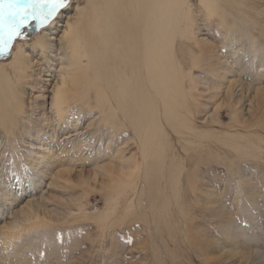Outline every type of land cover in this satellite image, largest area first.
<instances>
[{"label":"rangeland","instance_id":"rangeland-1","mask_svg":"<svg viewBox=\"0 0 264 264\" xmlns=\"http://www.w3.org/2000/svg\"><path fill=\"white\" fill-rule=\"evenodd\" d=\"M86 2L0 0V63L11 79V94L0 93V264H264V0H179L185 19L171 23L167 51L179 66L169 85L187 109L176 134L161 112L156 123L121 113L98 79V94L76 92L56 112L79 60L116 64L126 78L138 68L142 104L170 90L163 83L155 95L144 65L116 63L115 44L97 56L98 40L92 48L82 38L94 62L74 53L67 35ZM18 48L25 71L14 74ZM155 125L162 132L148 141Z\"/></svg>","mask_w":264,"mask_h":264},{"label":"bare ground","instance_id":"bare-ground-1","mask_svg":"<svg viewBox=\"0 0 264 264\" xmlns=\"http://www.w3.org/2000/svg\"><path fill=\"white\" fill-rule=\"evenodd\" d=\"M100 1H104L102 6L99 5ZM100 1L99 0H87L85 4L86 6L84 5L85 8L86 7L87 8L84 11H82L78 19L73 23V26L71 27L69 26L70 29L67 35V39L74 53L82 58L88 57L86 55L87 54L86 51L83 52L84 43L82 44V47L80 46V42H82L81 41L82 38L84 39L87 38L85 42V45L87 47H92L93 42L95 40L96 41L98 40L97 43L99 44V47H101L100 48L101 51H100V54L97 56H100L101 54L103 55V52L107 53V51L110 50V46L112 48L113 47L112 44H115V46L119 47L120 52L118 53L115 50L109 54H111L112 57H115L116 63H118L119 61H122L121 62V64L123 65L122 67H125V64L123 62H125L126 58H130L131 60L133 59V62H134L133 65L131 64L132 63L131 62L129 64L130 66L135 68L137 67L136 64L144 65L143 72L144 74H146V77H147L144 80L147 79V82L149 84L148 86L151 87L149 89L153 90L155 95L159 93L158 90L161 89V88L159 89V87L161 85L164 86L163 83H167L166 85L169 87H170L169 84H171L172 82L175 83L178 79V76L176 75L178 71L174 72L173 68L177 66L176 69L178 70L179 66L177 64L175 67H173L172 65L173 63L171 62L172 57L170 58L167 56V51L169 52L170 50L172 51L171 49L172 47H170V43H173V39H175V36H169V27L171 26V23L174 20L175 22L178 23L179 21H183L185 19V16L182 14L183 12H181V10L177 9L178 12H175L174 10V8L179 3V0H172V2L171 0L164 1V2L160 0H100ZM215 1L216 0H202V3L203 5L209 8H213L216 5ZM186 3L188 4V1H186ZM186 3H185V6H186ZM128 11L131 12V15H132L131 17L121 16V15H124L123 13H127ZM209 13L211 14L210 11ZM80 30L82 32L87 30V33L84 34V37L80 35L79 33ZM43 39H44V35L40 34L36 38V41H35L39 46H41V48L44 47V46L42 47V44H44ZM130 45H132V48L130 47ZM135 46L139 47L140 52L143 53V57H145L146 59L140 58V52L137 51ZM116 49L118 48L116 47ZM170 54L172 56V53ZM23 58L24 56L22 54V50L21 48H18V50L13 54L12 60L9 61L7 67L11 69V71L14 72V74L15 73L17 74L19 72L23 73L25 71V61ZM94 58L95 57L93 55H91L90 59L88 57L90 62L92 61L94 62ZM135 58H138V60L139 58L142 59V62L135 61ZM81 62L82 61L79 60L77 63H74L73 66L75 67V74L71 76L70 79L68 80V86L65 87L64 85L66 84H65V81H63L62 87H60L56 91L53 103H54L56 112H58L59 114L63 112L64 106L67 103H69V101L74 99L73 96L76 92L83 91L82 94L86 95L92 89L96 92V94H98V91L100 90V87H99L100 84L97 82H100L104 89L101 91H105L106 93H108L110 98L112 99L111 100L109 96L104 95L108 97V98L103 97L104 106L106 107L109 106V99H110V101H113L115 105L118 108H120L121 113L122 111L123 113L124 111L125 112L132 111L134 113L136 120L141 119L143 117L146 119L152 118L154 119L156 123V119L159 117L160 112H161L162 115L160 116L164 117L165 124H167L166 125L167 127L176 128L180 124L181 122L180 115H182L187 109H185L186 107H184L181 103L179 102L177 103V100L180 97V93L173 90V88H171L172 86L170 87L169 92H168V88L165 87V89L163 90L162 96H159V97L157 96L158 103H156L157 109H155L156 107L155 99H154L155 101L154 103L148 102L147 104H144V103L142 104V101L140 98L141 96L140 91L142 90L141 85H143L144 81L142 83L141 76H140L141 73L139 72L140 74L138 76V73L135 72L136 69L138 68H136L135 71L134 69H132L134 71L133 75L130 76L129 78H126V76H129V74L126 76H124L123 74H119L118 70L116 69L120 67L117 66L116 64L112 65L113 69L110 70L109 68L108 70H106L107 71V74H106V71L103 68H102L103 70L102 69L98 70L95 67V65H93V67L91 66V68L83 67ZM5 68L6 67H3L2 64L0 63V93L10 95L11 92L5 87L10 85L11 79H9V75L6 73ZM90 70H92V73L93 75H95L96 78L91 77V75H88ZM126 71L128 70L126 69ZM173 73H175V76L177 77V79ZM97 79L99 81L96 82ZM153 79L155 80L157 79V81L155 82ZM152 81L154 82L152 83ZM173 83L171 85H173ZM149 99H152V98H149ZM124 103L129 104V107L127 105L128 109L127 107L126 109L123 108L122 105ZM176 103L177 105H175ZM11 107L13 108V110L15 109V105ZM112 107L113 106H111V108ZM159 132H162V127L159 125L158 126L155 125V127L153 126L147 129L144 132V135H146V139H148L149 141L150 137L158 136ZM172 132L176 134L177 131L173 128ZM144 143H147L145 139L143 140V144ZM176 170L177 169H175V171ZM133 176L134 174L132 173L128 177L131 178ZM130 180L127 179L128 185L123 182L124 185L121 187V184H120L119 189L121 188L126 189V187H128L130 184L133 185V183L130 182ZM172 182L174 185L175 181H172ZM179 183L180 182L178 179L177 185ZM243 254L245 255V253ZM247 256L249 258L250 254Z\"/></svg>","mask_w":264,"mask_h":264},{"label":"trees","instance_id":"trees-1","mask_svg":"<svg viewBox=\"0 0 264 264\" xmlns=\"http://www.w3.org/2000/svg\"><path fill=\"white\" fill-rule=\"evenodd\" d=\"M6 1H8V0H6ZM1 37H3V36H1ZM1 37H0V43H1ZM1 46V45H0ZM1 48V47H0Z\"/></svg>","mask_w":264,"mask_h":264}]
</instances>
